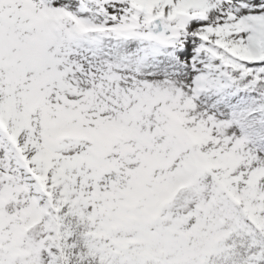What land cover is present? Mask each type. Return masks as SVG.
Instances as JSON below:
<instances>
[{
    "label": "snow or ice",
    "instance_id": "1",
    "mask_svg": "<svg viewBox=\"0 0 264 264\" xmlns=\"http://www.w3.org/2000/svg\"><path fill=\"white\" fill-rule=\"evenodd\" d=\"M0 264H264V0H0Z\"/></svg>",
    "mask_w": 264,
    "mask_h": 264
}]
</instances>
